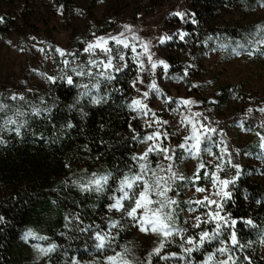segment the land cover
Masks as SVG:
<instances>
[{
    "label": "snow or ice",
    "instance_id": "1",
    "mask_svg": "<svg viewBox=\"0 0 264 264\" xmlns=\"http://www.w3.org/2000/svg\"><path fill=\"white\" fill-rule=\"evenodd\" d=\"M264 7V2L261 3ZM79 11V10H77ZM57 12L63 15V5L57 8ZM174 17L180 20L183 24L196 25L198 21L194 13L174 12L171 13ZM187 17V18H185ZM0 23H4V18L0 17ZM256 35L264 33V26H256ZM122 29V30H121ZM93 39L82 42L83 53L88 54L89 58L86 64H76L79 57V51H68L59 45H52L47 42L37 41L36 37H30L34 42L33 47L38 53H44V59H50L52 53L58 55L63 67L59 68L56 74H49L47 71H41L39 67L32 69V72L44 78L49 84L55 86L58 82L65 83L79 89L80 96L89 95L92 89L97 92L100 88V78L107 82H112L117 79V75L123 73L129 68V61L136 67V76L130 81V86L140 92V96L133 97L127 103L128 109L134 112L137 117H145V128L153 129L145 131L143 135L132 130L131 139L135 142L146 145L144 150L139 153H134L131 157L137 171H129L122 173L117 180V187L113 194L109 197L111 203L107 205L109 212L115 210L123 213L121 219H130L131 222L139 228L141 232H151L158 234L161 239L156 247L149 251L147 256V264H152V258L158 257L161 261H169L179 257L183 264H196L192 254L200 251L206 243L218 241V247L212 252L206 253L200 264H253L252 258L247 254V251L253 248L255 243L264 245V227L258 224L253 218H237L225 209V204L232 198L230 186L234 187L236 181L242 173L241 164L233 162L234 156L253 155L250 151H244L241 148L229 149V142L226 139L224 129L222 127H214L213 122L209 117L204 116L202 112L192 111V107L198 101L192 98H175L168 96L158 85L156 79V69L162 68V78L168 79L167 73L171 65L164 59H153L155 53L151 49L155 46L151 39H144L136 34L133 25L124 24L116 30L114 34L96 35L91 33ZM191 33L186 32L183 28L176 29L170 34L165 32L162 35L155 37L156 43L165 45L169 41L178 39L181 42L185 41ZM209 40L212 37H208ZM12 44V41H8ZM204 43H207L205 41ZM252 43V41H249ZM256 44H264V36ZM43 45V46H41ZM226 43H221V49L226 48ZM139 49V51H138ZM25 49L20 48L23 52ZM215 51V49H212ZM240 50H247L243 45L236 43L232 51L235 54H240ZM264 56V51L259 48H253L248 52L249 56L257 54ZM97 57V58H93ZM99 57H103L102 59ZM53 63L55 61L53 60ZM188 67H191L189 65ZM99 69L93 72L92 69ZM148 72L150 77L146 85L147 90L137 88V84L145 85L142 73ZM69 72L71 74H69ZM88 76L90 79L95 78L96 83L89 87L88 84H79L74 81V77L80 78ZM184 76H187V68L184 71ZM172 79H183V77H173ZM212 83V81H208ZM193 87L198 88L199 85L194 84ZM119 91V89H116ZM31 91V90H29ZM150 95H154L157 99H162L163 103L169 106V111L179 113L178 126L180 130L186 131L181 142L173 146L171 144L172 137L165 129L169 124L168 120L163 119L149 106ZM9 99L12 101H25L23 94H12ZM92 103L99 104L101 98L93 96ZM43 103V98H41ZM208 103L216 104L217 100H209ZM175 104L176 108H171ZM251 104V102H250ZM70 108L74 105H70ZM10 105L0 103V112H6ZM183 108V111L181 109ZM48 113L50 108L32 107L31 112L39 116L41 112ZM258 112L264 115V106H249L244 110V115L234 121L243 133H252L255 131L257 137L256 147L264 151V119L259 120L255 124L250 123L254 119L253 113ZM187 113V114H185ZM28 113L15 108L12 116H5L3 124L0 125V131L14 132L17 136L22 134V129L28 126V121L25 119ZM217 125L220 121L215 122ZM72 128L71 122L67 125ZM165 129V130H162ZM0 143H4L0 139ZM182 150L183 159L196 160L198 163L194 166L191 175H185L178 171V165H175L176 151ZM216 149V151H213ZM217 152L219 155H217ZM202 153H206L211 159L204 161ZM163 157L167 161L166 167L160 162H157L155 167L152 166L150 156ZM256 155H259L258 153ZM261 158H264L262 156ZM213 161H216L213 163ZM225 164L231 165L235 170V175L231 178L222 177L220 173ZM211 165V167H209ZM110 178H114V173L109 171L105 174L97 175L92 173L91 177L80 183L73 181V184L79 188L81 192H96L102 193L109 185ZM210 184V187L201 186V182ZM184 186L186 190H194L195 193L203 194L199 198L181 200V192L177 184ZM139 189V191H137ZM118 193V195H117ZM215 197V198H213ZM53 203H56L53 201ZM185 207L181 208L180 205ZM256 203H260L259 200ZM203 209V211H200ZM180 212L195 214L191 216L192 223L189 225L188 218L180 219ZM65 229L74 226L76 231L81 234H86L93 241V246L96 251H102L113 247L117 239L118 232L113 233L114 229L122 230L121 220L109 219L106 230L101 228L99 224L88 223L84 224L80 213H67L64 216ZM0 223H5V218L0 216ZM202 224H212L211 231L201 230L194 234L189 232V227L193 230L200 229ZM244 226L257 231V239L255 241L248 240L246 243H241L238 237L237 225ZM83 225V226H81ZM60 235L68 236V232H61ZM26 242L29 238L37 241H47L48 236L39 235L33 229L29 228L22 237ZM176 238H179L178 247L181 249L177 252H164L167 244L174 243ZM33 247L42 256H49L60 250L61 246L55 242L43 246L39 243ZM121 251H114V254L105 256L107 264H132L127 259L129 249L126 246L118 245ZM163 252V254H162ZM66 262L70 260V264H80L76 256H68L67 250L64 251Z\"/></svg>",
    "mask_w": 264,
    "mask_h": 264
},
{
    "label": "rangeland",
    "instance_id": "2",
    "mask_svg": "<svg viewBox=\"0 0 264 264\" xmlns=\"http://www.w3.org/2000/svg\"><path fill=\"white\" fill-rule=\"evenodd\" d=\"M71 1L74 5L73 11L66 12L63 8V15H60L57 12L58 6L53 0H0V17L4 18V23H0V94L46 93L50 90L51 84L34 74L32 69L39 67L41 71L56 74L59 68L63 67L60 63L61 58L55 53L50 54V59H44V53L35 50L34 42L30 37H36L37 41L54 46L59 45L68 51L78 50L80 53L83 52L82 42L93 39L91 33L98 36L114 34L120 26L131 24L137 35L152 40L155 45L151 49L155 53L153 59L161 58L171 65L167 73L168 79L162 78V68L156 69L155 75L160 88L168 96L192 98L198 101L192 107V111L202 112L204 116L209 117L214 127L224 129L229 149L241 148L247 151L248 144L257 138L255 131L243 133L235 126L234 121L244 115L247 107L264 106V56L258 52L252 56L248 55L253 48L262 51L264 49V44L255 43L264 36V33L256 35V26H264V7L261 6L264 1L261 0L254 7H236L229 0H221L222 2L218 4L212 2L210 10L205 9L204 0ZM177 11L194 13L198 23L183 24L171 15ZM179 28L191 33L184 42L174 39L165 45H159L153 39L165 32L170 34ZM208 37L212 39L209 40ZM9 40L12 44L8 43ZM205 41L207 43H204ZM221 43H226L228 46L221 49L219 47ZM236 43L243 45L247 50H240V54H235L232 48ZM21 47L25 49L23 52L20 51ZM82 54H79L76 64H86L89 56L83 59ZM189 65L191 67H188ZM186 68L187 76H184ZM94 70L99 69L93 68L92 71ZM142 76L145 85L137 84V88L143 91L147 90L146 85L150 77L147 71L142 73ZM86 77L88 76L80 78ZM173 77H183V79H172ZM194 84L199 87H193ZM138 96L140 92L135 90L134 97ZM212 99L217 100L218 103H208ZM148 102L158 115L169 121L165 129L172 137L171 144L175 146L181 142L187 132L180 130L178 126L179 113L169 111V106L154 95H150ZM171 108L175 109L176 105L172 104ZM253 117L264 119V115L258 112H254ZM143 118L138 122L144 132L154 130L155 126L153 129L145 128L147 118ZM216 121H220V124L217 125ZM145 147L146 145L140 143L137 153L142 152ZM176 157L177 170L186 176L191 175L198 161L183 159V152L180 149H177ZM202 157L206 163L211 159L206 153H202ZM239 161L242 168L240 178L243 176L244 168L248 167V172L244 175L252 182L264 186L261 160H255L249 155H241ZM160 163L165 167L167 165V161L163 158ZM93 173L101 175L95 171ZM91 175L92 173L80 169L72 178V184L73 181L83 183ZM220 175L231 178L234 175L231 165L225 164ZM73 185L76 187L75 184ZM201 186L210 187V184L204 183ZM231 188L230 186V190ZM183 192V196L179 197L181 200L195 199L203 195L185 188ZM225 209L228 211L226 205ZM195 214L184 212V218H188L189 225L192 223L191 216ZM212 227H214L212 224H202L200 229L196 230L189 227V232L194 234L201 230L211 231ZM160 239L161 237L156 233L138 231L126 244L129 249L127 259L132 264L147 262L149 251L157 246ZM216 244L218 247V241ZM170 247L166 245L165 249ZM262 250L264 252V245ZM48 257L40 255L34 247H27L22 258L17 259L15 264H46ZM157 258L154 256L152 262H157ZM80 264H107V262L105 258H88L82 259Z\"/></svg>",
    "mask_w": 264,
    "mask_h": 264
},
{
    "label": "trees",
    "instance_id": "3",
    "mask_svg": "<svg viewBox=\"0 0 264 264\" xmlns=\"http://www.w3.org/2000/svg\"><path fill=\"white\" fill-rule=\"evenodd\" d=\"M56 6L63 5L66 12L74 9L71 0H53ZM205 9L210 10L212 2L218 4L221 0H204ZM261 0H229L236 7L257 5ZM264 1V0H262ZM264 51V49H263ZM83 53V52H80ZM88 54L83 53L86 59ZM94 70L93 72H97ZM136 76V67L129 63V68L117 75V79L107 82L100 78V88L97 92L92 89L89 95L81 97L83 89L58 82L50 85L46 93H26L25 101H12L8 93L0 94V103L10 105L6 112H0V125L5 116H12L15 108H20L28 113V126L22 129V134L17 136L14 132L0 131V216L5 218V223H0V264H15L17 259L24 255L25 248L34 244H47L55 242L61 246L60 250L50 254L46 264H65L66 257L76 256L82 259H102L112 255L114 251H121L118 245L126 246L131 238L140 231L130 219H121L123 213L112 210L109 212L107 205L111 203L109 197L117 187V180L124 172L137 171L131 157L138 151L140 143L131 139L134 129L141 135L143 128L137 117L127 107V103L134 97L135 90L130 86ZM79 84H88L91 87L96 83L95 78H74ZM116 89H119L117 91ZM101 98L99 104L91 102L93 96ZM43 98V103H41ZM70 105L74 107L70 108ZM50 108L48 113L41 112L39 116L31 112L32 107ZM261 119L254 117L250 123L255 124ZM71 122L72 128H68ZM131 125V129L129 128ZM257 138L248 144L247 151L255 160H261L264 170V151L256 147ZM259 155H256V154ZM163 157L150 156L152 166L161 162ZM233 162H239V156H234ZM80 169L88 173L94 171L105 174L114 173L109 185L102 193L81 192L72 184V178ZM233 174L235 170L232 168ZM231 188L232 198L225 204L228 211L237 218H253L264 227V186L252 182L244 174ZM201 184H204L202 181ZM181 196L184 186L177 184ZM139 191V189H137ZM118 195V193H117ZM259 200L260 203H256ZM55 201L56 203H53ZM183 201V200H182ZM181 208L185 207L182 203ZM67 213H80L84 224L95 223L106 230L109 219L121 220L122 230L114 229L117 239L110 249L96 251L93 241L86 234L76 231L74 226L65 229L64 216ZM181 221L184 212H180ZM83 226V225H81ZM33 229L39 235L49 237L47 241H37L29 238L26 242L22 237L27 229ZM238 237L241 243L257 239V231L237 225ZM68 232V238L60 235ZM216 242L206 243L200 251L192 254L196 264L204 259L205 254L216 248ZM179 238L164 252L180 253ZM163 254V252H162ZM253 264H264V252L258 242L247 251ZM70 264V260L67 262ZM147 264V262H142ZM152 264H183L177 257L169 261Z\"/></svg>",
    "mask_w": 264,
    "mask_h": 264
}]
</instances>
